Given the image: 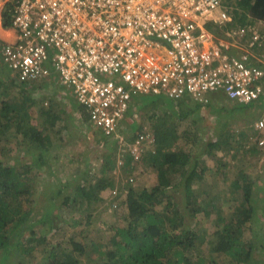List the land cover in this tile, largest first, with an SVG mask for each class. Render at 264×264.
<instances>
[{
    "label": "built area",
    "instance_id": "2783aa9c",
    "mask_svg": "<svg viewBox=\"0 0 264 264\" xmlns=\"http://www.w3.org/2000/svg\"><path fill=\"white\" fill-rule=\"evenodd\" d=\"M5 22L16 38L0 42V74L23 87L54 75L89 124L118 139V165L134 168L153 142L145 130L118 135L137 98L264 99V25L228 27L221 0H0V30ZM255 128L264 129V112Z\"/></svg>",
    "mask_w": 264,
    "mask_h": 264
},
{
    "label": "trees",
    "instance_id": "16d2710c",
    "mask_svg": "<svg viewBox=\"0 0 264 264\" xmlns=\"http://www.w3.org/2000/svg\"><path fill=\"white\" fill-rule=\"evenodd\" d=\"M222 2L233 16V23L228 27L257 21L264 23V0H222ZM4 27H10L8 22H5ZM214 33L221 34V31H214ZM1 76L4 77L0 78V81L5 89L0 92V97H7L11 94V89L17 87V81L4 74ZM53 77L54 75H51L44 80L48 82L46 87L43 88L57 91L61 87ZM37 89L38 92L35 91L37 95L45 96L41 94L45 92L42 88ZM50 98L56 99L54 97ZM141 100L148 102L151 97H144ZM25 104L22 101L19 109L14 107L15 112L12 115H4L3 112H0L2 114L0 117V131L13 125L10 124L14 120L13 118L24 107L31 109L34 103L30 102L26 106ZM171 104L174 105V103ZM57 105L48 106L46 109L49 111L43 110L41 112L48 114L45 126H33L29 122L27 112L25 113L26 118L20 122L18 130V135L22 138L20 147L23 153L26 152V155L32 156V161L29 164L22 165L17 163V165H9L0 162V252L2 253L11 245L14 246V251L18 257L27 256L29 253L26 245L34 242L38 233L35 227L46 226V218L52 214V207H49L43 216L35 218L33 209L23 208L21 195L27 192L30 185H33L32 182L36 180L37 174L31 173L32 168L38 170L42 169L43 166H49L50 162L48 161L52 159L53 149L65 142L60 133L61 129H65V122L60 121L58 114L55 112ZM169 107L173 113L172 116L183 114L180 110H174L170 105ZM78 113L77 117L83 121V124L85 122L87 124V113L81 108H79ZM68 119L69 128L78 126L69 114ZM91 128L89 130L96 131H89L91 134L99 133L101 135L103 133L98 128ZM171 131L172 129H164L161 124L155 125L154 150H150L146 157L150 167L156 171V184L149 189H129L126 197L127 225L116 229V242L113 244L115 251L106 254L108 260L96 264H204V260L199 256L200 243L198 242L200 236L189 220L203 211V206H200L201 203L197 201L198 197H194L197 194L192 189V184L200 176H205L206 168L198 162L200 158L192 160L190 154L174 150L172 146L173 138H170ZM172 136H175L174 129ZM104 138L110 139L105 142L108 153L105 155L106 161L102 165V171L108 174L110 166L113 167L115 164L112 154L115 151L117 141H113L111 137L104 136ZM217 144L212 142L206 144V152H202V155H206L207 151L211 155V151L217 148ZM1 164L3 165L1 166ZM18 167H21L22 170H17ZM91 172L92 170L89 169L83 175L77 174L75 178L66 181L64 184H61L62 182L57 184L55 180L49 179L46 182V187L49 189L47 191L49 194L47 205H53L55 201L61 200L60 193L64 192L66 196H71L72 192L76 194L72 199L73 202H77L76 199L78 198L85 201L98 198L96 192H102L111 185L107 184V178L98 177L96 179L94 178L95 174L93 175ZM83 177L86 180L89 179V182L83 181L81 183V180H85ZM84 183L93 184L84 186ZM239 183V180L233 182L235 190L240 189V193L232 191L237 199L235 204L230 203L229 200H222L217 203L215 196L211 193L205 196L203 203H210L211 208L216 206L215 209L218 210L216 218L212 221L216 228L213 235L215 245L213 251L225 255L228 264H264L260 256V254L264 255V245H261V248L257 250L255 247L258 232L264 231L262 229L264 225V200L256 206V199L251 202L253 183L246 180L241 186ZM181 194H183V198L180 197ZM177 197L179 198L178 201H176ZM113 203L116 204L113 206L115 209L118 204L116 201ZM81 205L79 203V206ZM181 210H185L189 216H186ZM229 210L232 212H230V217L227 218L228 215H224L229 213ZM221 212L223 215H221ZM43 217L45 218L43 219ZM50 218L54 220V216L49 217L51 221ZM247 231L251 232L252 235L245 236ZM28 232H31V234L26 237ZM72 241L73 239L70 237L69 242L71 244ZM72 245L74 248L69 253H58L52 250L49 264L79 263L77 261L79 260L78 257L74 254L76 253L79 257L83 255L85 245L75 243ZM255 253L259 255L257 261H255ZM104 254V252H100L101 257Z\"/></svg>",
    "mask_w": 264,
    "mask_h": 264
},
{
    "label": "rangeland",
    "instance_id": "374dc122",
    "mask_svg": "<svg viewBox=\"0 0 264 264\" xmlns=\"http://www.w3.org/2000/svg\"><path fill=\"white\" fill-rule=\"evenodd\" d=\"M212 31L214 32L215 30L212 29ZM4 89L0 81V92ZM27 89L24 92L14 89L11 90V94L7 97H0V112H3L4 115H12L15 112L14 107L19 109L22 101L26 103L25 106L30 104V102L34 103L31 109L24 107L13 118L14 120L10 123L13 125L0 131V162H3V164L22 165L29 164L32 161V156L26 155V152L23 153L20 147L22 138L18 135L20 122L26 118V112L29 115V122L33 126H45L48 120V114H41L43 110H47L44 107V102L42 104V100L46 96L37 95L34 90H30V87H27ZM54 100L58 104L57 107L59 106L55 112L58 116H61V121L65 122V129H61L60 132L65 142L62 145L60 143L59 147L53 149L52 159L48 161L50 162L49 166H43L42 169L38 170L32 168L31 173L37 174L36 180L32 182L33 185H30L29 190L21 195L23 208L33 209V216L35 218L43 216L48 208L52 207V214L50 215L49 212L47 214L52 217L54 216V220L50 218L52 219L50 221V216H48L46 218V226L35 227L38 233L35 241L26 245L29 253L27 256L18 257L14 251V246L10 245L5 249V252H0V264H49L51 262L50 253L52 250L58 253H69L74 248L73 243L85 245L82 252L83 255L79 257L76 253L74 254L79 259L77 260L79 261L77 264H96L107 261L106 254L115 251L113 244L116 242V229L127 225L128 209L126 197L129 189H149L156 184V171L150 167V163L146 157L150 150H154V146L144 144L141 162L136 163L134 168H132L127 164L118 165V160L122 161L124 154L121 152L120 144L117 146L116 142L115 151L112 154L115 164L113 167L110 166L111 169L109 168L108 174L104 173L102 165L106 161L105 155L108 153L105 142L110 139L104 138L99 133L91 134L90 132L96 131L89 130L92 128L88 127V124H85L86 122L83 124V121L79 117L75 116V119L71 110L67 109L69 102L64 104L57 98ZM51 101L52 98H50L49 102ZM171 103L173 102L168 101L163 96H159L156 101L149 100L148 102H143L142 100H136L132 110L125 115V120L122 122L119 132H122L124 126L129 130L131 129V133H137L144 129L154 138L155 125L161 124L164 129H172L170 138H173L172 146L174 150L190 154L192 160L200 158L198 162L206 168L204 172L205 176H200V178L194 181L192 189L197 194L194 197H198L197 201L201 203L199 204L200 206H203V211L198 213L195 218L192 217L189 221H191L192 226L195 227L196 232L200 236L198 242L200 243L199 256L204 260V264H228V259L225 255L213 251V247L215 246L213 235L216 228L212 221L216 218L218 210L215 209L216 206L214 204L215 207L211 208L210 203H203L205 196L211 193L215 196L217 203L222 200H229L230 203L233 202L235 204L237 199L232 194V191L240 193V189L235 190L233 182L239 180V185L241 186L244 180H246L253 183L251 202H254L256 199L255 204L258 206L261 202L260 197L264 194V191L255 188H257V185H264V171L260 170L262 168L253 161V158H249L246 155L245 150L241 146L232 141L231 143L227 139L224 140L223 136H219L218 146L215 150L211 151V155L208 151L206 155H202V152H206V144L209 142L215 144V135L211 134L207 136L206 132L209 127H205L202 124L205 118L209 119L207 112H201L198 110L199 108L195 110L187 108V112L183 113L184 115L172 116L173 113L169 107ZM230 109L228 108V111H231ZM1 113L0 117L2 116ZM68 114L73 117L72 120L77 122V127L71 126L69 128ZM199 114L201 115L199 116ZM231 121L233 120L231 119ZM237 123H227L225 128H219L221 134L223 131L231 132L234 130ZM173 129L175 130V136H172ZM236 129L242 130L245 127L239 124L236 126ZM124 134L127 135L129 133L125 131ZM250 135V132L246 133L247 138H250ZM129 139H131L130 134ZM113 141L116 140L113 139ZM89 169L92 170L91 173L93 175L95 174L94 178H107V184L111 185L106 187L102 192H96L98 198L95 197L96 199H89V201L78 198L76 199L78 200L77 202H73L72 199L76 194L72 192L71 196H66L64 192L60 193L61 200L55 201L53 205H47V197L49 196L47 191L49 189L46 187V182L49 179L55 180L57 184L59 182L64 184L66 181L75 178L77 174H85ZM17 170L22 169L18 167ZM130 177L133 179L132 183L128 182ZM83 181L89 182V179L81 180L80 182L83 183ZM91 184L84 183V186ZM113 190L121 193V195L117 193L116 203L118 206L115 209L111 202L109 203L110 192ZM180 197L183 198V194ZM178 200L179 198L177 197L176 201ZM79 203L82 205L79 206ZM181 211L186 216H189L185 210ZM230 212L232 211L229 210V213L224 216L228 215L227 218L230 217ZM221 215H223L222 212ZM262 229L264 230V225ZM30 234L31 232H28L26 237ZM251 235V232L247 231L245 233V236ZM70 237L73 239L72 244L69 242ZM261 245H264V231L257 234L256 250L261 248ZM100 252H104L105 254L101 257ZM260 256L262 257L261 261H264V255L260 254ZM255 257V261H257L259 255L255 253Z\"/></svg>",
    "mask_w": 264,
    "mask_h": 264
},
{
    "label": "crops",
    "instance_id": "0c3cea01",
    "mask_svg": "<svg viewBox=\"0 0 264 264\" xmlns=\"http://www.w3.org/2000/svg\"><path fill=\"white\" fill-rule=\"evenodd\" d=\"M210 30L212 28L209 27ZM16 38V33L12 30L7 28L6 30H0V42L4 41H11ZM0 77L3 78V76ZM7 77L13 79L12 75L6 74ZM14 80V79H13ZM45 80V79H44ZM44 80H41L40 82L36 84H32L30 86H26L23 90L21 88V92H24L25 90H28L27 87H30V90H34L38 92L37 88H42L45 92L41 93L42 95H45L46 98L42 100V104L44 102V107L52 106L55 105V101L52 98V101L49 102L50 97H54L62 101L64 104L68 103L67 109L71 110L73 116L79 115L78 110L79 108L83 109L80 107L74 100L73 97H71L68 93L64 92L61 87L57 91H53L50 88H43L46 87L47 82ZM44 81V82H43ZM17 83V87H18ZM35 86V87H33ZM17 87H13L11 90L17 89ZM41 90V91H42ZM47 90V92H46ZM158 97H151V100H155ZM209 101L208 103H205L204 105H199L194 100H192L189 97H186L182 100H177L176 102L174 101V105L171 104V108L174 110H180L183 113L187 112V108L190 110H195L199 108L201 112H207L208 118H205L203 126L209 127L208 131L206 132V135H215V143H219V136H223L225 138L224 140H228L229 142H233L235 144H238L241 146L244 150L246 155L249 158H253V161L257 163L262 169L261 171H264V129H256L255 128V123L260 119V117L263 115L264 112V99L259 100V103L256 105L250 104V105H241L237 102H232L228 100L222 93H213L209 95ZM142 98H137L136 100H140ZM163 103V102H162ZM192 107V108H190ZM59 106L56 108L58 109ZM228 108H231V111H228ZM55 109V110H56ZM46 111H49L48 109ZM52 111V110H51ZM84 112H86L83 109ZM200 112V113H201ZM43 114V113H41ZM201 114H199L200 116ZM60 121H61V116H59ZM67 118V117H66ZM231 119L233 121H231ZM202 121V120H201ZM232 122H238L237 125L242 124L245 129L238 130L236 129V126L234 130L231 132H222L219 128H225L227 123L231 124ZM89 127V126H88ZM213 127V129H212ZM126 131V128L122 130V134ZM130 131H132L130 129ZM250 132L251 137L247 138L246 133ZM228 134V136H226ZM263 141L262 145H259V141ZM231 142V143H232ZM217 147V146H216ZM216 149V148H215ZM156 181H157V176H156ZM260 184V183H259ZM155 185V184H154ZM255 189H259L260 191H264V185L258 186ZM260 200H264V194L261 195Z\"/></svg>",
    "mask_w": 264,
    "mask_h": 264
},
{
    "label": "clouds",
    "instance_id": "9594fccd",
    "mask_svg": "<svg viewBox=\"0 0 264 264\" xmlns=\"http://www.w3.org/2000/svg\"><path fill=\"white\" fill-rule=\"evenodd\" d=\"M222 1V0H221ZM222 4H223V2H222ZM7 76V75H6ZM37 82H35V83H33V84H36ZM32 85V84H31ZM28 86H30V85H28ZM26 86H18L17 87V91H20L21 92V88H22V90L25 88ZM209 97V96H208ZM165 98V97H164ZM167 99V98H166ZM141 100V99H140ZM169 100V99H168ZM229 100V99H228ZM170 101H172V102H174L175 100H170ZM208 101H209V98H208ZM231 101V100H230ZM135 102H136V100H135ZM176 102V101H175ZM232 102H234V101H232ZM197 103V102H196ZM208 103V102H207ZM197 104H199V105H204V104H200V103H197ZM134 106V105H133ZM132 108L133 107H131V109L128 111V113L132 110ZM127 113V114H128ZM88 116V115H87ZM124 120H125V117H124V119L119 123V125H118V127H117V132H118V135H120L121 137H124V139H129V134L131 135V138H133L137 133H139V132H142L143 130H141V131H139V132H135L136 134L134 135V133H131L130 131H129V129L128 128H126V126H124V128H126V131L129 133V134H127V135H125L124 133L122 134L121 132H119V130H121L120 129V127L122 126V122H124ZM126 123H127V121H126ZM87 124H88V126L89 127H93V126H91L90 124H89V122L87 121ZM96 128V127H95ZM101 131V130H100ZM238 131V130H237ZM102 132V131H101ZM145 132H147L146 130H145ZM148 133V132H147ZM103 134V133H102ZM150 134V133H149ZM104 135V134H103ZM151 135V134H150ZM105 136V135H104ZM105 137H111V138H113V139H115L117 142H118V139H116V137L115 136H105ZM153 137V136H152ZM153 142H154V138H153ZM153 142L152 143H145V144H148V145H151V146H153ZM119 143V142H118ZM144 146V145H143ZM111 193V192H110ZM111 195V194H110ZM110 200H111V204L113 203V199L111 198V196H110ZM115 202V201H114Z\"/></svg>",
    "mask_w": 264,
    "mask_h": 264
}]
</instances>
